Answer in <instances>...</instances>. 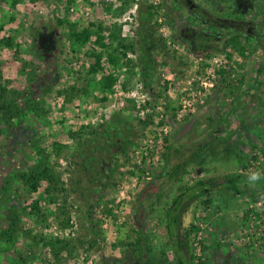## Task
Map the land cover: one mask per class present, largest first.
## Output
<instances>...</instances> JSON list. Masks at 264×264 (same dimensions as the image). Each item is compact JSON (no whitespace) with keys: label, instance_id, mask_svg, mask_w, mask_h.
I'll return each mask as SVG.
<instances>
[{"label":"rangeland","instance_id":"obj_1","mask_svg":"<svg viewBox=\"0 0 264 264\" xmlns=\"http://www.w3.org/2000/svg\"><path fill=\"white\" fill-rule=\"evenodd\" d=\"M236 1L249 0H0V37L16 43L0 46V85L19 108L9 124L0 111V234L17 224L11 241L0 235V264H174L173 197L234 174L240 192L191 198L177 233L194 264H264V51L251 32L262 14ZM226 26L250 34L242 51L191 50L192 30L223 44ZM70 27L92 33L73 41ZM54 142L64 226L46 181L29 191L18 176ZM49 238L67 246L56 255Z\"/></svg>","mask_w":264,"mask_h":264},{"label":"trees","instance_id":"obj_2","mask_svg":"<svg viewBox=\"0 0 264 264\" xmlns=\"http://www.w3.org/2000/svg\"><path fill=\"white\" fill-rule=\"evenodd\" d=\"M261 0H249L247 4L245 1L241 4L238 1L234 3V6L237 9H241L242 13L245 10H251L252 13H260L261 18L258 20L254 19V29H252V36L256 38L258 46L262 47L264 51V42L262 41L261 37L264 36V6L259 4ZM187 9L191 11V13L196 16L194 10L190 5H187ZM237 27V26H235ZM227 33L224 32L226 36V40L223 44L217 43L218 39L217 36L212 37L213 35L206 32V31H191L190 36L192 38L190 48L193 52L196 53H204V52H216V51H225L228 45L232 46L233 48H237L238 51L243 50V45L240 41V38L244 37L248 39L250 34L247 31H242L238 28H232L226 26ZM3 30V26L0 25V33ZM102 28L97 29V33L99 35V31ZM92 33L90 28H85L81 32H75L73 28L70 27V38L73 41H84L86 40L89 35ZM116 34L112 31L110 33V37L114 38ZM99 40H101L102 36L99 35ZM216 38V39H215ZM16 43L14 42L13 38L10 36L0 37V46H6L9 48H13ZM110 59L113 60L112 56L110 55ZM25 64V63H24ZM91 71H96V67H92ZM2 77V71L0 69V78ZM103 84L105 88H110L114 82L112 77H104ZM8 96V89L5 86L0 85V111L2 112V118L6 121L7 124L11 122L12 118L18 114L19 108L17 105L9 102ZM14 106V107H13ZM179 124L173 125V133L172 139H175L179 131H181ZM98 145L101 146L102 143L99 141ZM64 145L54 142L53 143V150L50 152L46 151H38L37 159L28 167L27 170L22 171L18 174L19 178L22 180L24 185L27 187L29 191H37L39 184L42 180L46 181L45 186V195L49 198V200L53 203H58L56 205V209L58 213L62 214V218L60 219L61 224L67 225L69 224V215L66 208L68 192L67 188L64 187V182L61 177V173L57 170L56 165L51 161V156L59 157L61 153V149ZM88 163L84 162V168L87 169ZM163 173V169L159 171V174ZM238 174H234L229 176L224 183L216 184L214 183L213 179L207 182L203 180L197 181L194 185L187 186L183 190H181L175 197H173L172 202L169 208L166 211V229H167V244L170 246L174 256V264H194L188 253L186 251L187 244L180 239L177 229L178 225L180 224V211L184 208L185 203L188 202L191 198L201 196L204 192L212 189V188H220V189H229L233 190L234 192L239 193L240 188L237 186ZM192 192V193H191ZM36 209V207H33ZM43 216V215H42ZM40 216V217H42ZM11 224H9V228L5 229L1 232V237L7 238L10 241L12 240V236L15 231H17V224H16V216L10 217ZM44 244L49 245L51 250L54 254H58L60 250L65 249L67 244L59 241L58 239L49 238L47 240L44 239ZM141 261L140 258L135 256H129L128 254L122 257H102V262L104 264H138Z\"/></svg>","mask_w":264,"mask_h":264},{"label":"clouds","instance_id":"obj_3","mask_svg":"<svg viewBox=\"0 0 264 264\" xmlns=\"http://www.w3.org/2000/svg\"><path fill=\"white\" fill-rule=\"evenodd\" d=\"M259 178H260V177H259V175H258V174H253L252 176H250V178H249V179H250L251 181H253V182H254V181L258 180Z\"/></svg>","mask_w":264,"mask_h":264},{"label":"water","instance_id":"obj_4","mask_svg":"<svg viewBox=\"0 0 264 264\" xmlns=\"http://www.w3.org/2000/svg\"><path fill=\"white\" fill-rule=\"evenodd\" d=\"M191 123H192V121L189 124H187V125L184 126V128L182 130V133H184L189 128V126H190Z\"/></svg>","mask_w":264,"mask_h":264}]
</instances>
